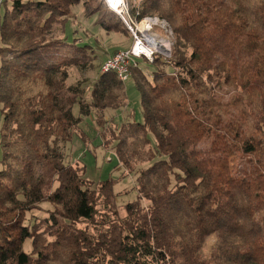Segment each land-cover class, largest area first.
Instances as JSON below:
<instances>
[{
  "label": "trees",
  "instance_id": "1",
  "mask_svg": "<svg viewBox=\"0 0 264 264\" xmlns=\"http://www.w3.org/2000/svg\"><path fill=\"white\" fill-rule=\"evenodd\" d=\"M233 2L143 1L141 17L172 24L180 71L170 76L159 57L152 79L133 70L142 121L110 130L120 165L138 174L121 218L116 179L94 188L60 144L93 112L101 125L107 110H122L126 85L102 74L86 101L82 84L67 82L90 48L55 38L54 27L81 5L107 31L122 29L106 20L104 0H1L0 264H264V0ZM238 155L249 166L234 174ZM44 204L50 216L28 221Z\"/></svg>",
  "mask_w": 264,
  "mask_h": 264
},
{
  "label": "rangeland",
  "instance_id": "2",
  "mask_svg": "<svg viewBox=\"0 0 264 264\" xmlns=\"http://www.w3.org/2000/svg\"><path fill=\"white\" fill-rule=\"evenodd\" d=\"M143 1L144 0H126V4L130 11L129 13L132 16L131 19L135 22V17L139 20L144 17H151L157 18L160 21V25L157 29L155 28L153 33L159 36V39L165 40L170 54V58H167L166 61L162 60L163 57L161 56V61L165 63V66L161 68V70H164L170 76H176L180 69L172 63L173 50L176 43V35L173 26L170 21L159 15L149 14L141 17ZM221 1L233 8L235 7L233 0ZM98 4L99 3H96L94 6ZM73 9L74 17L66 26L63 27L61 24L55 25L54 37L63 38L66 36L69 42H74L75 39L80 45L89 46L90 50L88 51V57L90 58H88L87 64L83 66V68H72L67 84L76 85L77 83H81L82 87L86 90L85 100L90 102L91 90L98 83L102 75L101 68L104 61L117 51L130 49L134 44L133 35L128 25H126L125 20L110 10L107 4L105 11H103L105 18L106 20H111L112 23L117 22L120 26L119 30L122 29L121 32L107 31L102 28L101 24H98V17L88 18L86 15L84 16V8L81 5L75 6ZM154 64L155 60L154 62L141 61V69L150 79H152V71L155 70L153 67ZM131 79L124 83L126 85L128 99L126 106L122 110H107L104 118V120L106 119V124H104V120H99L102 121L101 125L97 122V113L93 112L89 117L85 118L79 129L75 131L73 140L70 143L60 144L61 150L64 153L65 164L74 168L83 169V177L91 181L94 184V188L98 187V185L105 180L110 178L116 179L114 190L117 197L115 198V204L121 218L127 215L126 205L134 202L138 197V174H130L126 171L124 166L120 165L114 150H112L115 143H113L110 130L118 128L121 123L131 122L134 118H136L137 121H142L141 94ZM228 98V95H224L225 100H228ZM74 114L75 116L79 115L78 105L74 107ZM2 126L3 118L0 113V131ZM102 133L107 134L109 147L104 146ZM208 144V142H205L203 147H207ZM2 158L3 149L0 145V160ZM248 166L249 163L247 160L242 155H238L232 161V172L237 174L240 170L247 169ZM142 167L143 166L139 169ZM148 204V201H143L145 207L148 206ZM106 205L104 198H100L98 201V220L101 215L106 212ZM48 210H52L51 205H42L41 210H36L28 214V221L33 222L48 218L50 216ZM79 228H86L94 232L91 224L82 223L79 224ZM214 243L215 236H210L204 248L206 255L210 253ZM24 249L28 253L31 252V240L26 241Z\"/></svg>",
  "mask_w": 264,
  "mask_h": 264
},
{
  "label": "built area",
  "instance_id": "3",
  "mask_svg": "<svg viewBox=\"0 0 264 264\" xmlns=\"http://www.w3.org/2000/svg\"><path fill=\"white\" fill-rule=\"evenodd\" d=\"M104 1L110 10L125 20L133 35L134 44L130 49L118 51L108 57L102 65V74L114 73L119 81L126 83L132 78L133 70L141 67L142 60L154 62L156 57L161 58L162 56L164 61L170 58L165 40L159 39L160 37L153 33L155 28L157 29L160 25V21L157 18L144 17L139 20L135 17L134 22L131 19L132 16L129 13L126 0Z\"/></svg>",
  "mask_w": 264,
  "mask_h": 264
}]
</instances>
